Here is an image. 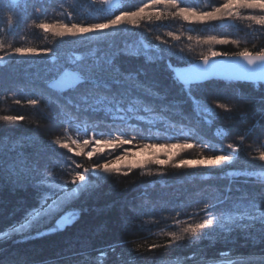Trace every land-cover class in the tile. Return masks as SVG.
Instances as JSON below:
<instances>
[{"label": "trees", "instance_id": "1", "mask_svg": "<svg viewBox=\"0 0 264 264\" xmlns=\"http://www.w3.org/2000/svg\"><path fill=\"white\" fill-rule=\"evenodd\" d=\"M214 2L222 0H183V6L206 11ZM142 3H148V0H120L118 7L131 11ZM37 8L41 11L37 12ZM105 9L103 0H0V44L3 45L0 56H4L5 52L11 53L14 47L50 50L47 55H9L0 64V116L25 117L16 125L0 120V160L5 166L14 162L18 153L22 152L29 162L38 158L46 172L51 171L54 176L67 179L69 170L63 161L73 154L59 150L66 155L61 156L58 152L49 160L50 142L87 138L83 129L88 127L89 135H92L91 126L98 123L101 124L98 131L102 135L97 138L109 135L111 130L112 135L123 132L126 138L136 137L134 144L150 137L147 142L178 143L187 138L199 145L179 153L175 160H195L222 151L228 154L231 151L226 148L229 143L240 144L246 151L239 153L233 162L213 168H176L170 163L135 168L127 176L114 172L108 179L99 182L97 187L72 201L65 212L79 211L80 219L61 232L24 243L16 242L20 237L15 236L7 241L0 240V264H201L202 255L217 256L221 251L228 253L226 257L236 259L264 255L259 246L246 242L239 233L227 238L213 233L205 239L184 235V239L173 246L148 249L149 244L166 245L171 239L170 232L182 235V229L188 223L211 218L213 213L202 209L218 197L223 198L226 189H232L234 199L240 195L237 188L241 192L259 191L258 183H243L245 177L229 173H264V169L253 163L248 155L251 152L257 156L264 151V147H261L264 145V121H260L257 114L258 109L264 106V87L230 80H209L194 86L193 94L205 104L215 107L214 102H219L228 106L224 110L216 108L218 115L209 125L193 110L191 101L174 81L168 65L185 66L186 60H198L210 48L221 53H236L244 48L258 51L264 48V29L238 19L226 18L225 21L200 24L172 17L161 21H142L138 27L123 25L116 31L105 32L102 37H56L50 30L36 27L40 22L49 25L56 21L80 25L102 22L111 18ZM169 31L180 39L173 41L167 37ZM208 35L227 37L237 43H202L203 37ZM156 36L169 41L173 55L156 59L164 47ZM145 44L152 50V59L121 55L119 60L124 69L142 73L139 79L145 87L159 93L158 97H150L139 90L125 104L127 106L136 97H143L145 103L138 106L153 111L138 114L149 120L155 119V126L134 119L127 123L117 121L113 125L111 119L102 122L99 118L89 119L82 111L63 102L59 107L49 103L45 86L55 68L76 62L77 56L90 60L96 48L104 51L125 49L135 53L138 49L143 51ZM42 92L45 93L43 97ZM241 97L252 99L249 102ZM32 98L42 99L43 102L35 107L30 106L26 100ZM16 100H20L21 104H16ZM73 100L83 104L81 94H74ZM132 125L137 128L134 130ZM137 132L141 135L138 136ZM203 143L210 146L204 148ZM117 151L122 150L113 152L106 148L103 155L105 159H111ZM74 159L84 167L89 166L87 157ZM91 159L95 161L98 158L94 156ZM129 204L138 205L147 213L131 218V222L139 226L132 231L122 227ZM37 206V196L31 190L13 191L10 186L0 188V231L20 222L27 211ZM85 208L87 212L82 211ZM161 208L165 210L161 211ZM55 222V219L50 223L41 221V230L54 226ZM36 227L33 226V231ZM125 241L126 245L118 247L115 252L111 250L110 245ZM117 254H120L119 259ZM193 254L195 259H192Z\"/></svg>", "mask_w": 264, "mask_h": 264}, {"label": "snow or ice", "instance_id": "2", "mask_svg": "<svg viewBox=\"0 0 264 264\" xmlns=\"http://www.w3.org/2000/svg\"><path fill=\"white\" fill-rule=\"evenodd\" d=\"M103 3L109 4V8L104 11L111 18L103 19L102 22L87 25L67 24L63 21H56L51 25L40 22L36 24V27L46 31L50 30L56 37L84 38L89 35L102 37L105 32L116 31L123 25L138 27L142 21H161L172 17L185 22L200 24L225 21L226 18L238 19L254 23L264 29V0H222V2H214L206 11L196 7L183 6V0H148V3H142L131 11L120 9L115 3H110V0H103ZM36 11L40 12L41 9L37 8ZM117 12L119 14H116ZM9 19L11 20V18ZM167 37L173 41L180 39L171 31L167 32ZM189 39L191 40L192 37ZM156 40L164 45L156 59L162 60L165 59L166 55L174 54L168 40H162L160 36H156ZM202 43L224 45L235 44L237 41L229 40L227 37L208 35L203 37ZM2 47L3 45L0 44V48ZM49 51V49L37 50L35 48L14 47L11 49V53L5 52L4 56H0V64L9 55H47ZM151 51L150 46L145 44L143 51L138 49L135 53H130L125 49L104 51L96 48L92 51L90 60L77 56L76 62H69L53 70L51 78L45 86L49 94V103H55L59 107L60 103L63 102L66 106L75 107L77 111H82L89 119L99 118L101 122L104 119H111L113 125L117 121L127 123L134 119L155 126L157 123L155 119L149 120L144 115L138 114L141 111L145 113L153 111L148 107L141 109L138 106L145 103L143 97H136L127 106L125 104L139 90H143L150 97H158L159 93L145 87L139 79L142 73L124 69L119 60L121 55L145 56L152 59ZM181 52H183L182 49ZM220 56L225 58L236 57L237 59L232 61L233 63L218 65L216 61ZM186 63L188 66L183 69L169 64V71L173 73L174 81L181 86V90L191 101L193 110L197 115L202 116L204 122L209 125L214 122L218 115L215 109L224 110L228 106L219 102H214L215 107L205 104L193 94L194 86L214 79L221 74H228L230 78L235 77L238 80L254 82L256 86L264 87V48H260L258 51H250L248 48H244L236 53H221L210 48L207 54L199 58V62L186 60ZM44 94L42 92L41 97ZM74 94H81L82 105L74 102ZM61 98H63L62 101ZM241 98L247 99L249 102L252 99L250 97ZM42 102V99L37 98L26 100L28 105L34 107ZM15 103L21 104V101L16 100ZM257 114L260 121H264V106L258 109ZM0 120L16 125L24 121L25 117L22 115H4L0 116ZM100 127V123L92 125V135H89V128L85 127L83 133L87 138L84 139H56L50 142L49 160H52L59 150H66V153L73 154L67 156L63 161L69 170L67 179L58 178L51 171L46 172L38 158L29 162L22 152L18 153L14 162L8 163L6 166L0 160V188L10 186L13 191L31 190L36 194L38 201V206L27 211L22 222H16L9 225L6 230L0 231V240L7 241L15 236L20 237L16 242L24 243L29 240H40L61 232L80 219L79 211L65 212L72 201L97 187L99 182L105 181L114 172L127 176L135 168H145L152 164L163 166L170 163L176 168L192 166L213 168L233 162L234 159L238 158L239 153L246 151L240 144L229 143L226 146L228 150H231L228 154H224L222 151L220 154L195 160H175L174 157L178 156L179 153L199 145L190 142L187 138L178 143L157 144L147 142L151 139L150 137L143 138L141 142L134 144L136 137L126 138L123 132L112 135L111 130L107 138H97V136L102 135L98 131ZM131 127L134 130L137 128L136 125ZM249 130L251 131V129ZM137 135L139 136L141 133L137 132ZM125 145H129V147H124ZM209 146V144L203 143L204 148ZM106 148L113 152L117 149L122 150L119 155L114 156L115 161L120 162L118 167H112L113 159H105L103 153ZM133 148H138L140 152L145 153V157L140 160L130 159L137 154ZM66 153L59 152V155L64 156ZM161 154L166 159H161ZM248 155L253 163L259 161L258 166L264 169V151H260L257 156H253L251 152H248ZM94 156L98 158L95 161L91 159ZM74 157L89 158V166L84 167V165L77 163ZM229 175L245 177L243 183H258L259 191L255 193L241 192L240 188H237L236 191L240 195L234 199L232 189H226V192L222 194L223 198L218 197L214 202L205 204L204 209H202V211L213 213L211 218L199 223H188L186 227H183L182 235L170 232L171 239L167 241L166 245L149 244L148 249L156 250L160 247L173 246L175 242L183 240L184 235L205 239L210 238L213 233L224 238L233 233H239L246 242H251L264 251V173L243 171L229 173ZM250 177L256 179L250 180ZM160 210L164 211L165 209L161 208ZM217 210H219L218 214H216ZM82 211L87 212L88 209L85 208ZM61 213L64 214L60 215ZM144 214L147 213L144 212L143 208L129 204L122 225L124 230L132 231L138 228V225L131 222V218ZM57 216L59 219H56ZM54 219L56 220L54 226L41 230L43 227L41 221L50 223ZM34 225L37 226L35 231H33ZM126 243L125 241L113 244L110 245V248L115 252L118 247H122ZM139 247L137 245V249ZM226 255L228 253L223 251L212 257L202 255L201 264H220L219 258ZM119 258L120 254H117V259ZM192 259H195V254H193ZM227 264H264V255L228 260Z\"/></svg>", "mask_w": 264, "mask_h": 264}, {"label": "water", "instance_id": "3", "mask_svg": "<svg viewBox=\"0 0 264 264\" xmlns=\"http://www.w3.org/2000/svg\"><path fill=\"white\" fill-rule=\"evenodd\" d=\"M118 1L119 0H110V3H115L116 5L118 4ZM105 7L108 9L109 8V4H105ZM237 58L236 57H229V58H225V57H218L217 58V61L216 63L218 65H225V64H229V63H233L232 61L236 60ZM194 62H199V60H196ZM188 65H185V66H180V67H177V68H180V69H183V68H186ZM209 80H230V81H242V82H247V81H244V80H238L236 79L235 77H229L228 74H221L219 75L218 77L214 78V79H209ZM207 80V81H209ZM250 83H254V82H250Z\"/></svg>", "mask_w": 264, "mask_h": 264}, {"label": "rangeland", "instance_id": "4", "mask_svg": "<svg viewBox=\"0 0 264 264\" xmlns=\"http://www.w3.org/2000/svg\"><path fill=\"white\" fill-rule=\"evenodd\" d=\"M119 3H120V0L118 1V4H117V6L119 5ZM220 57H223V56H220ZM199 60V59H198ZM196 61V60H195ZM109 135H107V136H103L102 138H107ZM133 151H135L137 154H136V156H134V157H131L130 159H133V160H140V159H143L144 157H145V153H143V152H140V150L138 149V148H133ZM121 152H119V151H117V152H115V153H113V155L115 156V155H119ZM112 155V157H111V159H113V165H112V167H117L118 165H119V163L120 162H118V161H115V159H114V156ZM160 158L161 159H166V157H164L162 154H161V156H160ZM257 164H260V162L259 161H255ZM23 220V219H22ZM22 220L20 221V222H22ZM8 227H6V229H7ZM236 258H232V257H226V256H224V257H222L221 259H220V262H223V263H220V264H227V261L228 260H235Z\"/></svg>", "mask_w": 264, "mask_h": 264}]
</instances>
